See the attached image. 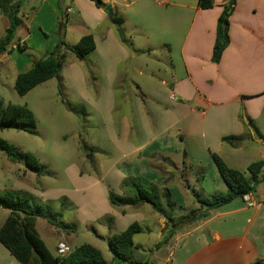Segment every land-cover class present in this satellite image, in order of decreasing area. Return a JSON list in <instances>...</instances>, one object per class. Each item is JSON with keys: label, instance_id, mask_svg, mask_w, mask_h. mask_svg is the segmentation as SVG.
I'll return each instance as SVG.
<instances>
[{"label": "crops", "instance_id": "0c3cea01", "mask_svg": "<svg viewBox=\"0 0 264 264\" xmlns=\"http://www.w3.org/2000/svg\"><path fill=\"white\" fill-rule=\"evenodd\" d=\"M19 1L24 24L17 30L14 50L0 56L1 75L11 77L14 83L19 74L47 57L60 39L76 45L91 35L96 43L94 52L83 60L67 53L60 73L73 97L105 124L101 140L108 158L101 164L112 165L102 181L93 179L92 187L100 188L97 193L104 196L108 208L97 213V203L94 204L91 219L102 222L109 215L113 221L109 226L117 231L114 234L135 222L145 227L148 236L156 233L153 245H149V240L143 243L134 239L138 246L134 258L148 264L264 262V168L262 180L251 193L258 204L250 206L243 198H237L217 209L209 208L208 216L177 231L160 249L156 245L166 233L162 215L150 204L116 207L109 200L110 191L120 196L132 194L129 188L122 187L124 181L132 178L144 187H157L163 206L168 195L175 205V217L192 209L200 213L203 204L198 197L205 199L214 192H227L214 155L246 176H250L247 170L252 163L264 162V0H237L232 5L230 44L218 64L212 61L217 23L230 0H211L214 6L209 9L201 8L199 0H103L112 7L113 17L117 13L123 18L122 27L114 24L107 8L92 0ZM0 21L1 39L9 21L2 14ZM60 23L64 27L58 34ZM119 28L126 34L122 39L118 37ZM138 39L151 49H166L173 73L170 83L163 80L162 88L148 94L137 86L131 115L138 118L139 125L134 127L128 117L114 116L115 88L121 67L135 56L132 47ZM90 80L99 84L94 88L99 93L97 101L90 93ZM167 115L174 119L167 122L172 124L169 127L160 122ZM116 119L120 126H114ZM171 128L174 131L168 135ZM226 137H235L236 144L224 141ZM174 160H181L184 165H208L214 175L208 189L204 187L197 193L194 183L198 179L193 170L189 171V181V168L181 172L178 167L175 173L165 166L171 163L174 168ZM152 218L156 219L155 224ZM141 250L148 251L150 257L138 259L136 252ZM111 263L125 264L115 257Z\"/></svg>", "mask_w": 264, "mask_h": 264}, {"label": "rangeland", "instance_id": "374dc122", "mask_svg": "<svg viewBox=\"0 0 264 264\" xmlns=\"http://www.w3.org/2000/svg\"><path fill=\"white\" fill-rule=\"evenodd\" d=\"M1 27L0 21V36L3 35ZM16 36L18 37L17 33ZM125 36L126 34L122 36L119 30L118 37L122 39ZM137 42L138 44L132 47L134 51L136 50L134 58L120 69L115 88L117 109L114 113L118 119L128 117L134 127L139 125L138 118L131 115L134 113L135 105L132 96L136 94L137 86L141 88L142 93L148 94L153 89L162 88L163 80L170 83L173 73L166 49L159 47L151 49L144 40L138 39ZM98 80L100 81L99 77ZM14 84L11 77L5 78L0 73V96L5 101V107L9 103L26 106L33 112L37 126L36 129L29 131L0 130V140L5 141L20 159L19 162H12L7 153L0 148V199L5 198V192L11 191L16 196L28 200L26 209L40 213L37 230L54 255L58 254L56 248L60 242L66 243L72 249L83 244H91L102 251L106 261L113 262L115 256L110 249V240L114 232H117L109 226L113 221L109 215L107 218L105 216L106 219L102 222L91 219L95 211H90L96 203L97 213L107 211L108 208L104 196L100 195V192L97 193L100 188L92 187L93 179L102 181L103 174L112 165L107 163L103 167L101 164L104 158H108L101 140L104 122L83 102L73 97L66 82L61 80V75L36 87L26 96H20L14 89ZM99 84L90 80L92 88L90 93L96 101L99 93L94 88ZM118 119L115 120L114 126H120ZM169 120H174L173 116L167 115L160 122L169 127L172 125L167 124ZM173 131L174 128H171L168 135ZM27 155L35 156L43 165L39 170L40 175L37 170L26 165ZM174 162L176 165L174 168L171 163H166L165 166L170 170L174 169L175 173L178 167L181 172L189 168L187 171L189 181L192 180L189 171L193 170L195 178L198 179L194 183L197 193L204 187L208 189L207 185L214 178L208 165L202 164V167H199L194 164L184 165L181 160ZM79 174L88 177L79 178ZM190 194L188 192L189 196ZM213 194L222 195L221 191ZM191 195L195 198L193 194ZM107 203L109 204L108 200ZM80 209L82 213L79 212ZM9 212L0 207V228ZM51 216H56L65 224L73 226L74 232L53 226L50 222ZM155 223L156 219L152 218V224ZM143 228L144 232L136 235L135 240L143 243L149 240V245H153L157 238L156 233L154 236H148L145 227ZM136 254L138 259L145 260L150 257L149 252L144 250L137 251ZM0 264H20L1 243Z\"/></svg>", "mask_w": 264, "mask_h": 264}, {"label": "trees", "instance_id": "16d2710c", "mask_svg": "<svg viewBox=\"0 0 264 264\" xmlns=\"http://www.w3.org/2000/svg\"><path fill=\"white\" fill-rule=\"evenodd\" d=\"M92 1L104 9L108 6L103 0ZM236 1L230 0L229 5L224 8L218 19L216 42L212 54V61L217 64L220 63L224 51L230 44V10ZM199 6L203 9H209L214 4L211 0H199ZM21 9L22 6L19 0H0V14L7 17L9 21V28L6 30L5 36L0 39V56L12 52L15 48L17 30L24 24L20 13ZM113 22L117 27H122L124 24L123 18L118 16L117 13H114ZM63 27V23L58 25V34H60V30ZM123 42L126 43L127 40L124 39ZM19 47L24 50L21 46ZM95 49L96 43L91 35L83 37L76 45H69L60 39L54 50L47 57L35 62L29 71L17 76L14 89L20 96H26L36 87L60 76L67 53H72L83 60L93 53ZM36 126L35 116L30 109L14 103H9L5 107V101L0 96V130L16 129L29 131L36 129ZM235 140H237L235 137H226L224 139V141L231 144H236ZM0 148L7 153L13 162H19L18 155L13 152L5 141L0 140ZM186 157H184V161L187 160ZM214 160L224 183L227 185V192L226 194L213 195L211 198L205 199H200L197 196L200 204L206 203L210 206V210H214L256 191L258 184L262 180L260 175L264 168L263 161L252 163L247 170L250 176H246L245 173L228 167L219 156L214 155ZM25 163L30 169L37 170L40 175L39 170L43 168V165L35 156L27 155ZM122 187L129 188L132 194L120 196L110 191L109 200L113 206L150 204L154 210L166 219V233L162 241L156 245L157 249L167 245L177 231L209 214V210L198 213L197 209H192L180 217H175L173 215L175 205L169 201L170 197L167 195L166 206H163L160 202L161 196L157 187H144L132 178L124 181ZM4 197L0 199V207L10 212L5 223L0 228V243L20 264H113L106 261L102 251L91 244H83L72 249V252L65 258L54 255L37 230V221L41 216L40 213L27 210L28 200L21 196H16L11 191L5 192ZM50 222L61 230L69 232H74L75 230L73 226L65 224L56 216H51ZM142 231L141 224L135 222L126 230L115 233L111 237L110 249L119 263L148 264L135 259L133 255L134 249L138 248L134 239ZM257 263L261 264L262 261Z\"/></svg>", "mask_w": 264, "mask_h": 264}, {"label": "built area", "instance_id": "2783aa9c", "mask_svg": "<svg viewBox=\"0 0 264 264\" xmlns=\"http://www.w3.org/2000/svg\"><path fill=\"white\" fill-rule=\"evenodd\" d=\"M243 199L250 206L258 204V202L251 197V193L246 194ZM56 251L60 258H65L72 252V248L66 243L60 242L56 248Z\"/></svg>", "mask_w": 264, "mask_h": 264}, {"label": "water", "instance_id": "95a60500", "mask_svg": "<svg viewBox=\"0 0 264 264\" xmlns=\"http://www.w3.org/2000/svg\"><path fill=\"white\" fill-rule=\"evenodd\" d=\"M107 11H108L109 15L111 17H113V10H112V7L111 6H107ZM119 30H120L121 35L124 36V29L123 28H120ZM209 208H210L209 205H207L206 203H203V208L200 209L199 211L200 212H204V211L208 210Z\"/></svg>", "mask_w": 264, "mask_h": 264}]
</instances>
